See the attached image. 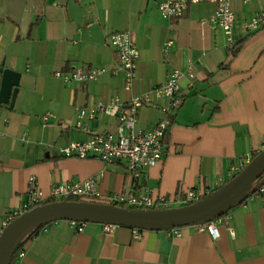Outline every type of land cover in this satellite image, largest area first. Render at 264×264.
<instances>
[{"label":"crops","instance_id":"1","mask_svg":"<svg viewBox=\"0 0 264 264\" xmlns=\"http://www.w3.org/2000/svg\"><path fill=\"white\" fill-rule=\"evenodd\" d=\"M161 1L0 0V83L3 69L20 73L12 108L0 105V229L4 215L27 201L30 178L45 197L53 185L94 179L102 194L147 192L175 209L185 206L190 190H218L234 168L264 149V26L250 34L244 28L264 11V0H230L232 44L208 22L213 4L190 5L181 18L166 20ZM122 30L139 52L130 90L121 72L110 73L118 60L106 44L109 33ZM80 66L107 72L85 83L55 76ZM176 69L191 70L194 80L180 81L183 103L171 115L165 153L139 186L121 161L59 154L91 132L116 133L114 116L89 117L93 103L126 102ZM80 110L86 114L78 119ZM162 117L157 108L142 107L136 127L149 130ZM213 222L215 239L197 225L168 236L124 226L107 233L97 223L76 231L68 221L49 222L23 244L18 264H264V195L249 196Z\"/></svg>","mask_w":264,"mask_h":264},{"label":"built area","instance_id":"2","mask_svg":"<svg viewBox=\"0 0 264 264\" xmlns=\"http://www.w3.org/2000/svg\"><path fill=\"white\" fill-rule=\"evenodd\" d=\"M208 3L215 6V11L208 22L219 28L228 37L230 44L233 43L231 30L234 24V14L230 8V0H163L158 4V10L163 19L174 20L181 18L190 5ZM264 26V11L255 15L244 24L246 34L253 33ZM106 44L114 49L117 55L118 66L110 71L111 74L121 72L124 78V89L130 90L134 79L136 66L139 58L138 49L128 30L113 31L106 37ZM170 42L165 44V49L170 46ZM107 71L104 68L76 67L70 72L62 73L57 71L56 77H60L64 82H90L98 79ZM186 77L190 84L194 80V73L191 70L182 72L173 70L167 81L153 87L149 92L131 97L126 102H121L114 98L108 102L97 101L90 107L89 117L93 118L98 112L112 115L116 118L118 125L115 134H96L84 141H74L59 149V154L66 158L77 159H98L102 163L121 161L129 174L133 187L139 186L144 179L145 171L161 161L165 149L164 138L171 124V115L182 106L183 99L180 90V81ZM153 106L163 113L149 130L137 129V114L140 108ZM86 114V110H80L77 118L81 119ZM50 115L45 113L42 116L46 122ZM81 126V123H77ZM85 129V128H84ZM251 160L247 158L234 171L231 179ZM264 177V176H263ZM261 179H259L260 181ZM28 199L18 209L8 211L4 215L0 234L17 217L39 206L46 201H71L76 199L84 202H96L109 205H122L124 208L137 210H167L171 209V201L165 197L154 198L147 192L102 194L95 187V180L88 179L80 183H59L50 188L49 194L45 197L38 188L34 178L29 179ZM253 194L264 195V182ZM252 194V195H253ZM210 193L199 190H190L182 200L184 205H189L201 201ZM121 207V206H119ZM75 227L76 231H81L84 223L68 221ZM200 231H206L214 239L217 237V229L214 222L197 225ZM104 232L110 233L116 226L113 224H102ZM137 231V230H134ZM168 236H178L179 227L166 230ZM23 257V253L17 255L18 264ZM10 264V263H9Z\"/></svg>","mask_w":264,"mask_h":264},{"label":"water","instance_id":"3","mask_svg":"<svg viewBox=\"0 0 264 264\" xmlns=\"http://www.w3.org/2000/svg\"><path fill=\"white\" fill-rule=\"evenodd\" d=\"M20 73L3 69L0 105L12 108ZM264 149L254 156L232 179L201 201L167 210H137L115 205L56 201L26 211L0 234V264H9L22 239L40 225L54 221L113 224L135 230L164 231L213 222L236 205L243 203L264 182Z\"/></svg>","mask_w":264,"mask_h":264},{"label":"trees","instance_id":"4","mask_svg":"<svg viewBox=\"0 0 264 264\" xmlns=\"http://www.w3.org/2000/svg\"><path fill=\"white\" fill-rule=\"evenodd\" d=\"M237 46H238V45H237ZM237 46H235L234 48H236ZM256 155H257V154H253V157L256 156ZM253 157H252V158H253ZM263 176H264V175H263ZM263 176H262L260 179H262ZM71 201H78V200H76V199H71ZM50 202H52V201H46V202H44L43 204L50 203ZM94 202H95V201H94ZM117 206L124 207V206H122V205H117ZM42 226H43V225H40V226L36 227L35 229H33L32 231H30V232H29V233H28V234L22 239V241L18 244L17 248L15 249V251H14L12 257H11L10 264H12V263H14V262L16 261L17 255H18L19 252L21 251L23 244H24L28 239H30L31 237H33V236H35L37 233H39V231L41 230ZM137 231H139V230H137Z\"/></svg>","mask_w":264,"mask_h":264}]
</instances>
